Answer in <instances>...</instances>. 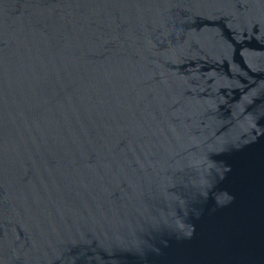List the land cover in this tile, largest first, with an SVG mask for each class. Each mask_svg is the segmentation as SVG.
<instances>
[{
  "label": "water",
  "instance_id": "water-1",
  "mask_svg": "<svg viewBox=\"0 0 264 264\" xmlns=\"http://www.w3.org/2000/svg\"><path fill=\"white\" fill-rule=\"evenodd\" d=\"M0 264H264V0H0Z\"/></svg>",
  "mask_w": 264,
  "mask_h": 264
}]
</instances>
